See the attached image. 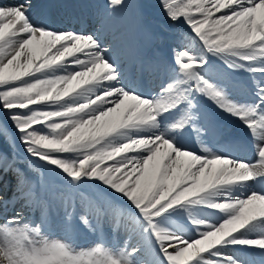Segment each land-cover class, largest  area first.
<instances>
[{
  "label": "snow or ice",
  "instance_id": "6c2138e0",
  "mask_svg": "<svg viewBox=\"0 0 264 264\" xmlns=\"http://www.w3.org/2000/svg\"><path fill=\"white\" fill-rule=\"evenodd\" d=\"M67 7L0 0V264H264V0Z\"/></svg>",
  "mask_w": 264,
  "mask_h": 264
},
{
  "label": "bare ground",
  "instance_id": "6f19581e",
  "mask_svg": "<svg viewBox=\"0 0 264 264\" xmlns=\"http://www.w3.org/2000/svg\"><path fill=\"white\" fill-rule=\"evenodd\" d=\"M67 1H68L67 3L70 4L71 8H77V7L82 8L83 6H86L88 8H92V7L97 8L98 4L100 3L99 0H95V1H92V0H67ZM65 11L67 12L66 9H65ZM119 19L123 25L122 29H125L131 23L130 18H128L126 15H122ZM133 33H135V32H134L133 28H131V29L126 30L124 33L117 34L116 38H123L124 36L130 35ZM134 41H135V39L132 42H134ZM127 59H129V58H127ZM126 65H128V66H126ZM137 67L138 66H136V68ZM124 68H125V71H127L128 69H134L135 70V66L133 65L131 60L128 62V64H124ZM149 79L147 80V82L149 81Z\"/></svg>",
  "mask_w": 264,
  "mask_h": 264
},
{
  "label": "rangeland",
  "instance_id": "374dc122",
  "mask_svg": "<svg viewBox=\"0 0 264 264\" xmlns=\"http://www.w3.org/2000/svg\"><path fill=\"white\" fill-rule=\"evenodd\" d=\"M99 1H101L100 4L104 3V0H99ZM131 28H133V27H132V24L130 23V25L127 26V27L124 29V32H125L126 30H128V29H131ZM124 32H122V33H124ZM120 34H121V33H120ZM135 37H136L135 34H130V35L126 36L125 39L128 40V41H131V40L133 41ZM132 41H131V42H132ZM131 42H129V43H131ZM133 65H134V64H133ZM56 229H57V234H55V235H57V236H62V235L65 234V233L63 232L62 229H60V228H56ZM75 231H76V232H82V230H80L79 227H77V229H76ZM70 233H71V232H70ZM70 233H69V234H70Z\"/></svg>",
  "mask_w": 264,
  "mask_h": 264
}]
</instances>
